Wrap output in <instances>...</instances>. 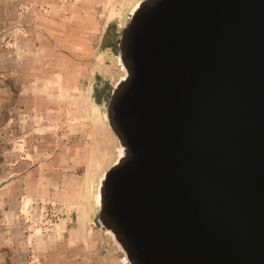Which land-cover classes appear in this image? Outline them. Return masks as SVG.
I'll list each match as a JSON object with an SVG mask.
<instances>
[{
	"label": "water",
	"instance_id": "obj_1",
	"mask_svg": "<svg viewBox=\"0 0 264 264\" xmlns=\"http://www.w3.org/2000/svg\"><path fill=\"white\" fill-rule=\"evenodd\" d=\"M121 58L102 226L130 264H264V0H141Z\"/></svg>",
	"mask_w": 264,
	"mask_h": 264
},
{
	"label": "rangeland",
	"instance_id": "obj_2",
	"mask_svg": "<svg viewBox=\"0 0 264 264\" xmlns=\"http://www.w3.org/2000/svg\"><path fill=\"white\" fill-rule=\"evenodd\" d=\"M59 1L68 7L49 15L34 0H0V264H130L109 229L79 217L101 206L122 155L109 100L140 0H103L92 20L82 0Z\"/></svg>",
	"mask_w": 264,
	"mask_h": 264
},
{
	"label": "crops",
	"instance_id": "obj_3",
	"mask_svg": "<svg viewBox=\"0 0 264 264\" xmlns=\"http://www.w3.org/2000/svg\"><path fill=\"white\" fill-rule=\"evenodd\" d=\"M24 2H31V0H23ZM36 4H47L49 7H51V10L52 11H49L48 10V13L47 14H51V13H54L55 10L57 11H60L59 9H65L67 8L68 6L60 3V1L58 0H34ZM126 1V0H125ZM141 1V0H140ZM23 2V3H24ZM99 2V3H98ZM101 2H103V0H82V2L80 3H83V5L81 4H78L75 8L79 11V14L82 16V13H84L83 17H85L87 20H92V19H96L97 17V14L102 11L101 10V6H97V4H101ZM119 2V0H117V3ZM60 3V4H59ZM62 4V5H61ZM33 6V4H32ZM35 6V5H34ZM33 6V7H34ZM56 8V9H55ZM70 8V6H69ZM104 13V11H102ZM72 13V11L70 12ZM111 15V13L109 14ZM77 15L73 14L70 16L71 18L73 17H76ZM6 95H7V92L5 89H2L0 88V106L5 103V100H6ZM100 208H95L96 210L95 211H91L90 212V215H88L87 213H81L80 214V217H79V222L81 224H88V225H91L93 223L96 222V220H99V212H100Z\"/></svg>",
	"mask_w": 264,
	"mask_h": 264
},
{
	"label": "bare ground",
	"instance_id": "obj_4",
	"mask_svg": "<svg viewBox=\"0 0 264 264\" xmlns=\"http://www.w3.org/2000/svg\"><path fill=\"white\" fill-rule=\"evenodd\" d=\"M140 3V2H139ZM139 3L137 4V6L134 8V10L138 7V5H139ZM133 10V11H134ZM132 11V12H133ZM131 12V13H132ZM125 66V65H124ZM125 68H126V76H127V74H128V69H127V67L125 66ZM121 151H122V155L120 156V157H122L124 154H125V147L122 145V149H121ZM120 244V243H119ZM121 246V245H120ZM122 247V246H121Z\"/></svg>",
	"mask_w": 264,
	"mask_h": 264
}]
</instances>
